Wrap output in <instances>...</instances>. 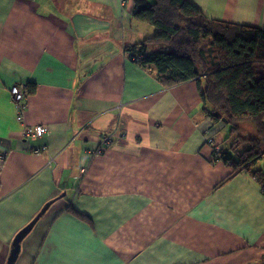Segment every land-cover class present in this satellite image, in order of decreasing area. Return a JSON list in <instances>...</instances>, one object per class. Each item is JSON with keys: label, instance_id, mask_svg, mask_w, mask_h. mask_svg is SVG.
<instances>
[{"label": "crops", "instance_id": "crops-1", "mask_svg": "<svg viewBox=\"0 0 264 264\" xmlns=\"http://www.w3.org/2000/svg\"><path fill=\"white\" fill-rule=\"evenodd\" d=\"M188 1L264 30V0ZM132 7L0 0V264L32 221L12 264H264L261 185L213 161L227 125L196 80L166 87L125 55L154 34ZM15 85L35 86L24 123L48 134L22 135Z\"/></svg>", "mask_w": 264, "mask_h": 264}, {"label": "trees", "instance_id": "trees-1", "mask_svg": "<svg viewBox=\"0 0 264 264\" xmlns=\"http://www.w3.org/2000/svg\"><path fill=\"white\" fill-rule=\"evenodd\" d=\"M131 16L154 34L125 45L128 59L166 87L196 80L206 114L226 120V146L213 161L232 169L227 179L246 171L264 190V30L209 19L188 0H133Z\"/></svg>", "mask_w": 264, "mask_h": 264}, {"label": "built area", "instance_id": "built-area-1", "mask_svg": "<svg viewBox=\"0 0 264 264\" xmlns=\"http://www.w3.org/2000/svg\"><path fill=\"white\" fill-rule=\"evenodd\" d=\"M10 94L12 98V102L14 105L15 110V120L23 126L22 135L26 138H36L40 137L43 134H48L49 130L47 127L43 125H35V126H28L25 125V113H26V98H27V91L24 85H15L12 86L10 89ZM111 133H107L101 137V144H109L111 141ZM207 142L213 145V153L218 154L220 151V146L214 143V139L212 137L207 138ZM35 154H40L45 147H29ZM264 191V190H263Z\"/></svg>", "mask_w": 264, "mask_h": 264}, {"label": "water", "instance_id": "water-1", "mask_svg": "<svg viewBox=\"0 0 264 264\" xmlns=\"http://www.w3.org/2000/svg\"><path fill=\"white\" fill-rule=\"evenodd\" d=\"M216 116H219L218 113H215ZM222 121L224 123H226V120L224 118H222ZM45 209V208H44ZM33 222L29 223L28 225H26L19 233H17V235L15 236L13 243H12V249H11V253L8 257V260L6 262V264H12L16 258V255L18 253L19 250V243L22 240V238L29 232V230L31 229V227L33 226Z\"/></svg>", "mask_w": 264, "mask_h": 264}, {"label": "rangeland", "instance_id": "rangeland-1", "mask_svg": "<svg viewBox=\"0 0 264 264\" xmlns=\"http://www.w3.org/2000/svg\"><path fill=\"white\" fill-rule=\"evenodd\" d=\"M251 128H252V126L251 125H249V124H247V123H241V127H240V129H242L243 130V133H247V132H249V133H252V131H251ZM221 148V147H220ZM258 165H263L264 166V159H262L259 163H258ZM257 165V166H258ZM262 187V186H261ZM263 190V189H262Z\"/></svg>", "mask_w": 264, "mask_h": 264}, {"label": "bare ground", "instance_id": "bare-ground-1", "mask_svg": "<svg viewBox=\"0 0 264 264\" xmlns=\"http://www.w3.org/2000/svg\"><path fill=\"white\" fill-rule=\"evenodd\" d=\"M209 136H207L206 138H208ZM208 143V142H207ZM214 143H215V141H214ZM210 144V143H209ZM211 145V144H210ZM213 146V145H212Z\"/></svg>", "mask_w": 264, "mask_h": 264}]
</instances>
